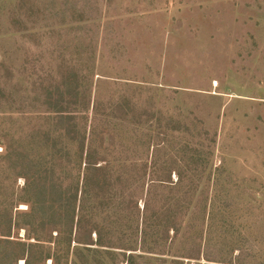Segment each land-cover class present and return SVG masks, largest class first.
Returning a JSON list of instances; mask_svg holds the SVG:
<instances>
[{"label":"rangeland","instance_id":"rangeland-1","mask_svg":"<svg viewBox=\"0 0 264 264\" xmlns=\"http://www.w3.org/2000/svg\"><path fill=\"white\" fill-rule=\"evenodd\" d=\"M71 90L80 95L66 97L73 104L65 106L78 102L81 109L86 97L93 116L94 103H102L99 121L129 102L138 121L149 116L148 126L180 122L189 128L183 138L204 150L200 175L206 184L219 178L235 192L241 207L234 211L235 226L249 221L242 212L247 206L264 209V0H0V264L80 262L74 255L79 245L73 241L68 248V231L50 239L42 226L53 216L57 194L49 188L44 199L42 182L29 193L23 187L24 176L45 170L59 138L73 137L54 119L49 101V94L61 100L58 94ZM111 125L115 141L124 138L123 125ZM106 214L108 220L96 222L118 246L119 215L113 208ZM251 225L237 246L243 264H264V218ZM97 259L117 264L123 258ZM147 259L136 261L156 263Z\"/></svg>","mask_w":264,"mask_h":264},{"label":"trees","instance_id":"trees-1","mask_svg":"<svg viewBox=\"0 0 264 264\" xmlns=\"http://www.w3.org/2000/svg\"><path fill=\"white\" fill-rule=\"evenodd\" d=\"M66 92L58 94L61 100H54L49 94V101L57 110L54 119L60 122L62 131L72 133L73 137L59 138L48 153L41 174L24 176L26 192H32L42 182L44 199L49 188L57 194V199L51 201L53 216L47 221L49 208H42V226L48 228L50 239L62 238V231H68V248L73 241L79 245L74 250L79 264H103L97 259L101 254L121 256L123 259L117 264H139L136 259L146 256L156 262L147 264H243V249L237 246V238H241V231L251 228V223L259 225L264 209L247 206L242 212L249 221L235 226L234 211L241 210L236 197L231 196L235 192L228 190L229 183L224 184L219 178L213 186L206 184L200 175L206 162L204 150L183 138L189 128L180 122L166 128L160 126L161 130L148 126L149 116H145L143 123L138 121L132 116L137 109L129 102L112 109L106 122L99 121L105 110L102 103H94L93 116L87 113L86 97L84 107L76 108L81 104L75 102L76 110H71L74 108L68 106L73 103L65 98L76 91ZM97 122L103 123L101 129L96 128ZM110 123L123 125L124 138L115 141ZM106 137L110 143L105 145ZM69 169L71 182L66 186L62 181ZM216 170L218 177L223 175L221 166ZM40 203L47 206L44 200ZM35 205L32 204L31 217L38 213ZM112 208L121 221L122 242L118 246L111 242L110 231L106 236L100 228L102 224L96 222L108 220L107 214L102 215ZM62 211L64 214L59 216ZM255 212L261 213L258 218ZM75 227L77 231L72 236ZM114 248L131 253H115L110 250ZM137 250L144 254L137 256ZM236 250L240 254L234 256ZM247 257L252 260L253 254ZM50 259L49 255L45 258ZM25 263L30 264L28 259Z\"/></svg>","mask_w":264,"mask_h":264}]
</instances>
